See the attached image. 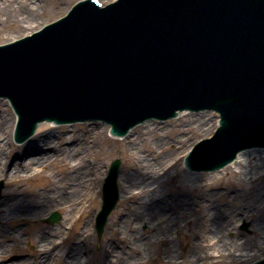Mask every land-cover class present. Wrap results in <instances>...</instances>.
I'll return each instance as SVG.
<instances>
[{
  "label": "water",
  "instance_id": "water-1",
  "mask_svg": "<svg viewBox=\"0 0 264 264\" xmlns=\"http://www.w3.org/2000/svg\"><path fill=\"white\" fill-rule=\"evenodd\" d=\"M99 4L82 1L32 36L0 46V96L18 115L15 140L25 141L19 145L53 124L36 126L41 120L100 118L112 134L124 135L148 117L206 107L219 111L221 125L195 145L189 167L214 170L249 145L264 146V0ZM131 130L120 139H129ZM118 166L111 163L103 185L98 234L118 199Z\"/></svg>",
  "mask_w": 264,
  "mask_h": 264
},
{
  "label": "rangeland",
  "instance_id": "rangeland-1",
  "mask_svg": "<svg viewBox=\"0 0 264 264\" xmlns=\"http://www.w3.org/2000/svg\"><path fill=\"white\" fill-rule=\"evenodd\" d=\"M33 1V0H31ZM77 1L80 0H43L42 5L38 8L40 12L41 18L40 21L35 25L32 29L22 31L21 27L19 26H11L9 24H5L4 28L0 30V45L8 43L12 41V37L18 36L19 39L23 36L29 35L34 31H37L45 24L51 23L58 18L64 16L70 7ZM102 3L107 4L113 0H101ZM44 23V24H43ZM41 24H43L41 26ZM13 39V40H15ZM0 112L3 115L8 113L11 119H14V126L16 122V116L13 113L9 102L7 100H2L0 98ZM192 114L198 113H189L186 111L184 113L185 116L183 117H191ZM204 114L209 115L211 119L217 118V114L213 112ZM181 119V118H180ZM180 119H171V122L165 124L164 122L159 123V121L155 122H144L141 127H135L134 130H131L129 139L125 141H121L120 138H114L110 136L109 130L103 125L102 122H86V125L79 123V125H56L55 123L51 124L53 128H58L61 130H57L56 134L60 131L66 135H69L71 131H74L79 136L82 134V130L84 127L89 128L95 124H99L103 131V135L98 137L93 147H90L88 150V155L86 156V165L92 166L97 165L96 170L94 171V186H91V191L86 196V200L89 201L90 207L85 205V214L88 216L87 219V228H90V232L88 233L87 238L84 240L82 245V251L79 253V257L81 258V262L79 264H102L107 257L105 248L109 245L112 247V251L120 253V248H123L127 245L125 242V238H118L114 235L113 229L118 227L116 221H121L120 219H124L128 217L127 211L124 209V201L119 199L115 205V208L112 210L110 215L108 216L107 221H105V225L101 230V233L98 235L95 229V218L101 206V188L106 178L110 164L118 160L119 166L117 169V191L118 194L120 192L121 183H122V176L131 173L132 170L131 165H134L136 160L140 167H142L143 171L151 175H154V170L148 171L145 164L150 163L151 165H155L157 163V159L163 156L164 153H173V159L170 162L169 170L173 173H176V178L163 177L158 179V181H152L147 184L146 188H150L151 186L155 187V193H158L162 200L166 201L170 196H173L175 200L177 198H181L183 201L184 199L188 198H195L197 195L199 197H207L206 201L211 202L213 207L220 209L221 212H224L227 208H234L236 204L231 202V197L233 196L236 198L237 195L246 196L248 195L249 191L246 192L247 186H245V182L241 181V178L237 176V173L224 171L214 172H204L203 174L211 175V179H209L208 184H190L187 180H185V176L189 174L183 165V158L185 157L186 153L191 149V147L200 141L203 138L209 137L215 129L211 132L210 135L206 131H201L194 126L185 127L181 126ZM183 119V118H182ZM146 126H149L146 128ZM181 128L186 129L182 132ZM107 129V130H106ZM163 136L165 139L169 137L168 141H172L173 138L180 139L182 138L183 146L173 151V147L168 146H161L162 148L157 146L155 148V141L160 139V136ZM162 137V138H163ZM11 140H9V145L7 146V150L10 148V153L8 155V159L11 164L8 165V169L11 168L12 164L17 160V156L23 154L24 150L27 146L20 145L15 143L10 135ZM91 140V142H90ZM88 138V144L92 146V138ZM159 141V140H158ZM175 144V142H173ZM70 146V144H66ZM23 146V147H22ZM156 151V155H153L152 151ZM41 153H33L26 151L20 160L21 161H28L32 158L39 156ZM146 163H145V162ZM159 161V160H158ZM142 164V165H141ZM234 167V165L232 166ZM53 167L47 169L48 172H44L43 169H39L38 175L35 176L33 179L23 180L21 183H17L16 185V194L20 195V202L21 200H28L34 198L37 193L41 190L42 185L44 184V179L42 177L43 173H51L55 175V178L60 179L65 176L57 175V171L52 170ZM233 169V168H232ZM236 169V168H235ZM45 170V171H47ZM234 170V169H233ZM198 174V175H203ZM134 176H138L137 178L141 177L142 173L139 172V175L133 173ZM158 176V175H154ZM161 180V181H159ZM243 182V183H242ZM257 190L261 189V186L264 185V174L262 178H260L257 182H255V186H257ZM14 186V185H13ZM259 188V189H258ZM12 187L6 185L5 179L0 177V212H5V207L1 204V199L11 191ZM200 190V191H199ZM147 191V190H146ZM153 191V192H154ZM148 193L142 195L145 196ZM22 206V205H21ZM3 209V210H1ZM260 213H264V208L259 209ZM183 206L180 205H171L165 209V217L162 218L163 221L158 223L157 221L152 220L154 226L150 228V224L147 220L143 222H139L137 224V228L135 231L137 232V238L141 237V241L144 242L143 245L135 247L128 246L125 247V252L133 251L134 249L139 256H130L131 260H138L145 259L143 264H158L156 260L160 254L164 253V256H167L170 260L176 259L177 262L175 264H251L254 261L258 260L259 257L264 256V253L254 254L250 253L244 257H239L238 255L246 247V249L250 250L255 248L259 244L258 241L253 242V235H254V226L257 222H252L248 219H240L237 216L233 215L231 218L226 217V214H223V218L228 219V224L226 229L221 227L216 229L209 226V222H207V228L199 225L198 219L200 218L198 215L190 216L185 218L184 214L181 212H186ZM57 213L58 218L54 222H48V218L51 216L52 213ZM122 215L118 216L120 213ZM151 212L154 215L152 206L148 210H144V216L146 213ZM77 213V212H76ZM68 213L64 212V210L55 208L52 209L46 216L39 217L35 222L31 220H21L19 217V221L15 222H5L4 223V230L13 233V240L7 239L2 243V239H0V243L3 245V248H8V256L6 258L0 259L2 264H8L12 262L13 264H35L37 260L36 256V244L35 243V235H38L39 230H41L42 234L47 232L50 228H58L63 225L65 227L63 235L66 237L71 234L70 231H75L79 226H81L80 222H75L74 220L71 221V225H68V221L70 220V216H74V214H69L70 216L66 215ZM77 217V216H74ZM259 217V216H257ZM256 218V216H255ZM126 219V218H125ZM221 219V218H220ZM258 219V218H257ZM85 218L83 219L82 223L84 222ZM257 221V220H256ZM135 222V221H134ZM132 220H129L128 225L132 224ZM3 228V227H2ZM0 228V229H2ZM119 228V227H118ZM123 228L128 229L127 226H123ZM16 231V232H14ZM38 231V232H37ZM135 231L126 232V237L129 238L131 242L138 244L137 238H133V234H136ZM207 231H216V235L214 236L213 232L210 236H204L202 234L207 235ZM19 234V235H18ZM74 234V232L72 233ZM190 234V235H189ZM194 235V236H193ZM20 238L18 239V237ZM161 236L165 238V240H161ZM162 237V238H163ZM208 237V238H206ZM206 238V239H205ZM201 239V243L198 244V247L195 249L196 240ZM137 240V241H135ZM205 240H210L209 242ZM15 241L13 244L12 242ZM55 252L57 254L54 255L53 259L50 260V264H63V260L67 259L69 263H74L73 260V248L72 253L68 252L67 248L69 247V240L68 242L61 244L59 238L56 240ZM221 243V244H220ZM220 244V246H218ZM6 245V246H5ZM226 246L229 249L232 256L222 255L220 257L209 258V257H198L194 262H191L192 256H196L202 254L204 249L209 248L208 250H215V248ZM5 246V247H4ZM84 249V251H83ZM202 252V253H200ZM208 252V251H207ZM256 255L259 257L254 258ZM67 256V258H66ZM251 257V258H250ZM262 258V257H261Z\"/></svg>",
  "mask_w": 264,
  "mask_h": 264
},
{
  "label": "bare ground",
  "instance_id": "bare-ground-1",
  "mask_svg": "<svg viewBox=\"0 0 264 264\" xmlns=\"http://www.w3.org/2000/svg\"><path fill=\"white\" fill-rule=\"evenodd\" d=\"M42 1L43 0H0V30L5 29L4 25L6 23L11 26H19L22 31L32 29L37 25L42 16L38 11ZM43 24H41V26ZM15 38H18V36L12 37V41H14L13 39ZM183 116L180 119V122L182 123L181 126H185L186 128L194 126L201 131H206L208 135L211 134L218 122V117L211 119L209 115L204 113L192 114L190 118ZM147 127L149 126H146V128ZM106 128L108 129V126ZM57 130L61 129L53 128L48 122L46 125H41L36 133V138L31 139V142L26 145V149L22 152L23 154L17 156V160L12 164L11 168L8 169V165L11 164L8 155L13 148L7 150V146L9 145V140H11L10 135L12 139H15L16 128L14 127V119H11L8 113L3 115L2 112H0V177L5 179L6 185L12 187L11 191L1 199V204L5 207V212H0V228L3 227L0 229V239H2V243H5L4 241H7V239L13 240V233L4 230V223L6 221H19L17 218L19 217L21 220H31L32 222H35L39 217L46 216L52 209H54V207L64 210V212L68 213L66 214L68 216H70L69 214H74L75 211L74 216L77 217L70 216V220L68 221L69 226L74 219L76 220H74L75 222H80L81 224V226L75 231H70L71 234L69 233L66 237H64V235L67 233L63 235L65 229L63 225L58 228H50L43 234L41 230H39V232L37 231L38 235H35V243H37V260L35 261V264H50V260L53 259L55 254H57V252H55V246H57L55 240L57 238L63 240L61 241V244H64L69 240V247L67 248L68 252L72 253L73 248L74 263H69L66 256L67 259L63 260V264H79L82 261L79 257V253L83 248L81 244L90 232V228H87L86 223L88 216L84 214L85 205L87 204V207H90V203L86 200V196H88L87 193L91 191V186H94L95 179L93 178V175L97 165H92L90 167L87 166L85 158L88 155L90 147H93L95 140L103 135L104 129H102L97 123L89 128L84 127L80 136L74 131H71L69 135H66L63 132L60 134V131L56 134ZM181 130L184 132L186 129L181 128ZM162 137L163 136L161 135L160 139L158 138L159 141H155V148L158 146L161 149L166 145L168 147H173V151H176L185 143L184 140V143L181 144L183 142L181 137H179L180 139H178V137L173 138L172 141H168L169 137H166V139ZM88 138L89 140L92 138V146L88 144ZM125 140L126 139H122L121 141ZM173 142H175V144H173ZM66 144H70V146H67ZM18 146L20 147V145ZM26 151L41 154L26 162L21 161L20 158L26 154ZM152 153L153 155H156V151L153 150ZM172 159L173 153L169 152L164 153L160 159H157L155 165H151L144 161L146 163L145 166L150 173L151 170L156 168L153 174L158 175L157 177L152 174L150 175L149 172H144L142 167L139 166L137 160L134 165H131L130 169L132 172L122 176V185L118 197L124 201V209L127 211L128 217H125L126 219H120V222L117 220L116 223H118L115 225H118L119 228L116 227L113 231L116 237L121 239L125 238V242L127 243L125 247H137L144 244V242L141 241V237L137 238V232L135 231L139 222L147 220L150 224V228H152L154 226L152 220L157 221L158 223L163 221L162 218L165 217L164 212L168 206L180 205L183 206L185 210H188L186 212H181L184 214L185 218L186 216L189 217V215H198L200 217L198 222L203 229L204 227H208L206 225L209 221H211V223L209 222V226L212 228L219 229L225 226L224 228L226 229L229 221L228 219L223 218V214H226V217L228 218L235 215L240 219H248L252 222H257L254 226L253 242L258 241L259 244L250 250L246 249V247L243 248L238 256L244 257L247 254L254 253L249 255L253 256L255 254L260 255L261 253H264V213H260L259 210L264 208V185L261 186L260 190H257L258 184L255 186V182L262 178V175L264 174V152L255 150L246 151L243 154L240 153L238 160L227 167L225 172L228 173L233 171L234 173H237V176L241 178V181L245 182V186H247L246 192L249 191V193L246 196L237 195L236 198L232 196L231 202L236 204V206L230 209L226 208L224 212L213 207L211 202H208L207 204L206 196L199 197V195H197L195 198H188L183 201L181 198L175 200L173 196H170L164 201L158 193H155L154 186L150 185V188H146L149 182L155 180L158 181V179L163 177L170 176V178H176V173L169 170V164ZM233 165L234 167H232ZM51 167H53L52 170L56 169L58 172L57 175L65 177L57 180L55 175H52L51 173H49V175L43 173L42 177L45 182L39 193H37L32 199L21 200L20 202L19 200L21 198L20 195L16 194L17 191L15 184L21 183L23 180L35 178L40 172L39 169L48 172L47 169H50ZM139 172L142 173L141 177L137 178L138 176L133 175V173L139 175ZM210 176L211 175H198L194 172H189V174L185 176V180L190 182L191 185L197 183L206 185L208 184L209 179H211ZM146 193L148 194L142 196ZM150 205L152 206L154 215H152L151 212H148V214L146 213L144 216V210H148ZM122 214L123 213L121 212L118 216ZM84 218L85 220L82 223ZM129 220H132L133 223L128 225ZM123 226H127L130 232L135 231L136 234H133V238L139 239L138 244L131 242L130 237H126V232L129 230L123 228ZM73 232L74 234H72ZM212 232L215 236L216 231ZM212 232L207 231V235H202L211 237ZM162 237L163 236H161V240H165V238ZM19 238L20 236L18 239ZM205 241L209 242L210 240ZM14 242L15 241H13L12 244ZM200 243L201 239H197L195 249ZM220 244H218V246H220ZM125 247L120 248V253H118L112 251V247L108 245L104 250L105 254L107 249L105 254L107 257L102 264H143L145 262V259H141L140 261L131 260L130 256L131 258L132 256H136L137 258L139 255L137 253L134 254V252H136L135 249L134 252H125ZM208 249L209 248L204 249V251L201 250L203 253H200L202 254L198 253L196 256L193 255L191 262H194L198 257H209L214 259L215 257H220L224 254L232 256V259H234L232 252L224 245L215 248L213 251ZM7 251L8 248H3V245L0 243V259L8 256ZM243 252H246L247 254ZM259 255H256L254 258H258ZM261 257H259V259ZM156 260L158 261V264H175L177 262L176 259L170 260L167 256H164V253L160 254ZM0 264H2V261H0ZM8 264L13 263L10 262Z\"/></svg>",
  "mask_w": 264,
  "mask_h": 264
}]
</instances>
